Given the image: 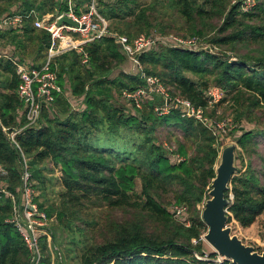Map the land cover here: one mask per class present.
I'll use <instances>...</instances> for the list:
<instances>
[{"label": "trees", "instance_id": "16d2710c", "mask_svg": "<svg viewBox=\"0 0 264 264\" xmlns=\"http://www.w3.org/2000/svg\"><path fill=\"white\" fill-rule=\"evenodd\" d=\"M230 1H206L208 10L197 5L196 0H151L149 5L175 11L187 25L193 24L195 18L222 16L226 12L217 34L209 39L214 48L244 41L264 43V0H256L255 8L247 14L240 13L237 5L230 7ZM13 5L19 6L18 14L31 10L43 13L54 7L52 0H0V15ZM149 5L138 0H115L111 4L101 1L100 10L112 33L116 31L132 41L150 29ZM254 21L259 23L250 25ZM194 34L201 35L198 30ZM0 38L5 39L1 43L12 44L16 56L22 60L26 57L22 54L24 44L35 42L36 67L46 57L48 36L34 29L31 21H26L20 32L8 30ZM84 50L87 65H82L76 53L57 58L55 64L58 85L63 87L67 83L73 95L84 96L85 109L81 113L71 112L65 99L56 96L51 106L53 113L43 110L39 125L25 127L16 135L19 149L6 135L25 126V120L18 118L22 108L16 94L19 81L14 67L0 60V68L10 74L7 85H0V166L7 173L5 191L14 196L16 203L19 201L21 151L28 159L32 180L43 183L45 161L61 174L63 192L58 207L44 209L38 205L48 218L55 216L62 223L72 210L86 202L128 214L127 219L104 224L103 240L83 247L79 264H233L227 260L216 262L215 253L204 257L201 241L207 227L197 207L209 199L218 166L214 136L206 127L193 119L181 118L175 111L157 116L150 102L144 111L132 115L117 101L123 91H133L144 82L138 75L122 71L111 78L126 60L114 40L102 38ZM137 58L142 71L147 76L158 77L171 97L186 99L195 108L208 106L206 92L211 86L223 91L228 97L223 101L230 102L234 108L236 130L240 131L236 144L243 151L248 152L255 137L264 140V129L239 128L245 120L253 122L250 116L255 110H264V57L250 65L243 58L231 61L204 51L154 48ZM161 127H173L181 133V141L176 142L172 153H164L161 145L155 143L156 130ZM188 144L193 147L192 154ZM172 155L179 156L180 161ZM230 188L225 194L226 198L229 193L233 195L228 223L233 219L240 227L248 228L264 214V185L260 186L250 172L234 176ZM168 194L174 205L188 206L191 215L187 227L173 215L172 204L165 199ZM15 202L0 192V264H31L21 236L8 222ZM40 248V264H50L44 237L40 239Z\"/></svg>", "mask_w": 264, "mask_h": 264}, {"label": "built area", "instance_id": "2783aa9c", "mask_svg": "<svg viewBox=\"0 0 264 264\" xmlns=\"http://www.w3.org/2000/svg\"><path fill=\"white\" fill-rule=\"evenodd\" d=\"M52 1L54 7L51 11L40 13L31 10L18 14L19 6H17L0 17V35L8 30L20 32L22 25L26 21H31L34 29L47 34L49 41L46 57L39 67H36L33 60H22L16 56L15 47L12 44L0 43V60L7 61L14 67L15 76L19 81L16 94L22 103V108L18 112V118L25 120V126L6 134L17 149L19 147L15 142L16 135L20 134L25 127L37 125L43 110L49 114L53 113L51 106L56 96H62L65 99L71 112L81 113L85 109L84 96L73 95L67 83L63 87L58 85L55 60L65 54L76 53L81 57L82 65H87L88 57L84 48L93 41L106 37L114 40L120 53L134 65L137 70L136 75L144 82L143 86L133 91L121 93L120 98L127 104L128 112L131 111L132 115L137 116L150 102L153 103V112L157 116H167L171 111H175L181 118L199 121L207 128L206 123L210 124V122L203 119V109L195 108L188 100L179 96L171 97L169 89L162 84L158 77L147 76L142 71L137 58L138 55L157 48L160 44L165 48L192 51L196 50L195 46L187 48L179 39L163 35H141L130 41L126 36L112 33L109 30V22L101 14V0ZM102 2L104 3L106 0H102ZM232 5H237L240 13L247 14L255 8L256 0H233ZM62 19L70 20L73 25L59 23ZM206 97L208 98L207 94ZM212 128H215L213 123L210 124L209 129L212 130ZM20 155L22 177L19 188L20 199L17 203L14 201V196L4 189L5 183L2 179L7 176V173L0 166V192L15 202L12 217L8 222L14 225L21 236L28 250L31 264H40L41 262L40 239L42 237L46 239L51 259L50 264H56L61 260V255L56 248L51 246L52 239L48 230V223L53 221L55 216L48 218L44 210H40L34 204L28 161L21 151ZM172 157L176 161H180L179 156L172 155ZM171 211L175 217L184 220V209L171 208Z\"/></svg>", "mask_w": 264, "mask_h": 264}, {"label": "rangeland", "instance_id": "374dc122", "mask_svg": "<svg viewBox=\"0 0 264 264\" xmlns=\"http://www.w3.org/2000/svg\"><path fill=\"white\" fill-rule=\"evenodd\" d=\"M102 1V0H101ZM115 0H106L103 4H111ZM141 4L147 2L149 5L151 0H138ZM209 0H196L197 5L202 6L208 10L205 6V2ZM232 1H230L229 6H232ZM228 6V8H229ZM14 5L5 12H10ZM5 13L1 14L4 15ZM224 12L222 16H210L207 18H195L193 24L187 25L184 20L178 16V14L170 9H162L160 6H150L147 8L148 21L150 22V29L146 32L139 34L138 36H148V35H163L167 37H175L182 41L184 46L187 48L196 49L195 51H209L211 54L216 55L219 58L229 59L231 61H236L243 58L250 65L256 63V59L264 57V43H253L252 41H244L235 45L212 47L209 44V39L217 34L219 27L222 24V20L225 17ZM129 19H126L128 23ZM117 23V22H116ZM125 23L124 21L122 24ZM259 22H251L250 25H257ZM121 26V23H117ZM112 29L115 24H111ZM199 31L201 35L194 34L195 31ZM112 31V30H111ZM113 33L118 34V32L113 31ZM4 42L5 39L0 38V43ZM189 43V44H188ZM23 50L24 60H35L37 54V44L35 42H27ZM157 48H165L164 45H158ZM22 55V56H23ZM120 71L136 75L137 70L134 65L125 60V63L121 65L118 69L114 70L111 77H115ZM193 78L192 76L188 75ZM71 90V89H70ZM209 104L203 109L202 117L206 122L213 123L215 128L210 130V124H207V128L210 133L215 138V147L219 152L218 163L220 161V155L224 148L229 146H235V161L234 166L237 172L234 176H242L248 173H252L258 180L260 186L264 185V140L261 136L254 138V143L248 149V152L243 151L236 144V140L240 135V131H237L238 125L235 123V111L231 106L230 102H224L223 99H228L223 91L215 86H211L206 92ZM223 101V102H222ZM117 104L121 105L122 108L126 107L125 101L118 100ZM157 104H160L157 102ZM145 107V106H144ZM145 109L143 108L142 111ZM141 111V112H142ZM253 122H248L245 120L239 127L242 131L249 130H262L264 129V110L257 109L250 116ZM42 120L41 117L37 123L40 124ZM205 127L201 122L195 121ZM35 125V126H37ZM157 145H161L164 149V153L169 154L176 150V142L181 141V133L174 129L173 127H161L156 130L155 133ZM189 153H193V147L188 144ZM26 161L28 159L26 158ZM42 168V181L43 183L32 180L33 186V202L38 207L42 205L45 209L46 207L57 208L60 202V194L63 192V187L61 185L60 177L61 174L58 169L52 167L49 161L43 163ZM42 165V166H43ZM6 172V171H5ZM30 173V172H29ZM5 178L2 179L5 180ZM139 186V183H138ZM231 189V188H230ZM229 189V190H230ZM230 203L233 201L232 193L228 195ZM166 200L170 201L171 208L184 209V220L183 226L189 225V217L191 212L188 206L174 205V200H172L171 194L166 195ZM207 200V199H206ZM204 200V201H206ZM204 203L199 205L198 210L202 211ZM72 214L60 223L53 217V221L48 223V230L51 233V246L56 248L61 255L60 264H79L80 257L82 254L83 247L86 245H95L101 243L103 240L106 230L104 224L119 220L127 219L128 214L123 211H113L100 203L86 202L82 206L71 211ZM230 215V214H229ZM231 216V215H230ZM85 222L91 223L90 226H86ZM227 227L231 230V235L236 236L245 246L251 247L257 254H262L264 251V214L256 218L255 222L248 228H242L233 219L227 224ZM206 234V233H205ZM201 236V241L203 242V252L204 257L208 254L213 253L214 250L211 246L204 240V235ZM103 235V236H102ZM54 241V242H53ZM195 245V243H194ZM207 259V258H203ZM223 260L219 256L215 260L219 262Z\"/></svg>", "mask_w": 264, "mask_h": 264}, {"label": "water", "instance_id": "95a60500", "mask_svg": "<svg viewBox=\"0 0 264 264\" xmlns=\"http://www.w3.org/2000/svg\"><path fill=\"white\" fill-rule=\"evenodd\" d=\"M73 25L68 19H62L59 23ZM169 103V100L167 101ZM235 146H229L222 150L220 161L215 170V178L211 183V190L204 202L201 211V220L207 227L204 240L223 260L233 264H264V251L257 254L251 247L245 246L236 236L231 235L228 224V209L231 206L229 198L225 194L230 189V181L237 172L234 166Z\"/></svg>", "mask_w": 264, "mask_h": 264}, {"label": "crops", "instance_id": "0c3cea01", "mask_svg": "<svg viewBox=\"0 0 264 264\" xmlns=\"http://www.w3.org/2000/svg\"><path fill=\"white\" fill-rule=\"evenodd\" d=\"M18 5H20V3H18ZM14 8H16V7H14ZM9 78H10V74L6 71H3V69L0 68V85H7ZM111 78H113V77H111Z\"/></svg>", "mask_w": 264, "mask_h": 264}]
</instances>
